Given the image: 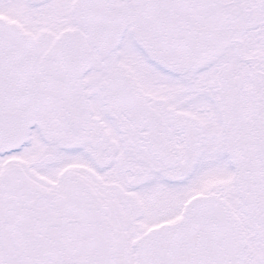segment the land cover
I'll return each instance as SVG.
<instances>
[{
    "label": "snow or ice",
    "instance_id": "obj_1",
    "mask_svg": "<svg viewBox=\"0 0 264 264\" xmlns=\"http://www.w3.org/2000/svg\"><path fill=\"white\" fill-rule=\"evenodd\" d=\"M0 264H264V0H0Z\"/></svg>",
    "mask_w": 264,
    "mask_h": 264
}]
</instances>
